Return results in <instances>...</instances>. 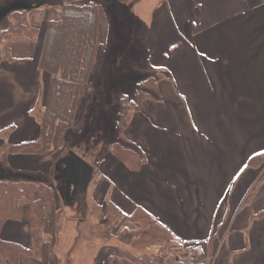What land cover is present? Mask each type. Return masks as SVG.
<instances>
[{"label": "crops", "instance_id": "obj_1", "mask_svg": "<svg viewBox=\"0 0 264 264\" xmlns=\"http://www.w3.org/2000/svg\"><path fill=\"white\" fill-rule=\"evenodd\" d=\"M141 1L126 2L133 22L129 30H138L136 24L145 21L142 43L149 69L162 71L157 72L160 78L152 93L129 113L123 131V141L143 160L134 168L106 152L99 164L91 165L97 181L88 184L85 200L101 206L103 213L109 203L119 209L120 216L108 227L109 239L124 229L138 230L139 224L130 218L143 210L184 245L202 246L203 255L195 258L189 253L187 262L181 256L180 264H264V161L248 164L264 155V129H259L264 128V40L256 48L264 21L241 41L234 34V50L221 27L264 10V0H163L155 12L154 0H148L147 16ZM81 2L63 0V5ZM33 4L34 0L26 2L29 8ZM92 5L97 35L89 78L100 48L113 42V18L107 15L104 0ZM61 7L42 6L32 13L33 36L7 32L2 37L11 59L0 62V144L39 136L34 112L44 106L49 73L38 67V61L47 24L61 16ZM86 90L82 85L76 109ZM101 102L103 109L114 107L106 99ZM77 126L74 123L70 130L75 132ZM64 144L63 136L55 135L43 154L3 153L0 169L46 183ZM64 187L65 182L56 190L57 200ZM29 221L24 201L21 220L7 222L2 236L29 247ZM117 247L102 244L91 264H137L119 256ZM18 264L40 263L22 254Z\"/></svg>", "mask_w": 264, "mask_h": 264}, {"label": "rangeland", "instance_id": "obj_2", "mask_svg": "<svg viewBox=\"0 0 264 264\" xmlns=\"http://www.w3.org/2000/svg\"><path fill=\"white\" fill-rule=\"evenodd\" d=\"M94 1L83 0L80 4H72L73 6L66 8L65 12L70 13L74 9L85 10ZM127 1L104 0L106 13L107 15L109 13L113 18H111L113 20V42L105 48L104 46L100 48L102 51L97 55L94 72L88 78L87 83L89 90L93 88V94L86 90L81 107L73 113L74 123H78L77 130L74 132L70 130L71 128L63 127L62 135L65 144L62 150L57 153V165L54 167L55 169L51 172V176L45 179L46 183H43L53 190L56 204L61 209V217L58 222L60 228L54 249L55 254L60 258L59 264H91L92 258L96 256L97 250L102 244L110 243L120 247L124 245L127 248L130 247V244L123 243L119 237L109 239V223L107 219L111 217L112 212H110L111 210H106L107 205L103 213L100 209L101 206L90 204L88 199L85 200L86 196L81 203L77 195L69 204L64 199L63 191L62 195L58 197V200L55 193L64 183L63 180H60L59 170L61 162L63 163L65 161L69 151L83 156L84 160L90 166L99 164L103 155L107 154L106 152H111L112 156L118 160L122 159L115 156L117 155L119 157V152L116 149H120L119 151H121L125 147L127 149L130 147L117 134V112L118 114L122 113L121 111H124L122 110V105L126 104L125 119H127L129 113L136 109V105L133 102L137 101V93L142 90L152 93V86L148 83L146 84V79L152 75L156 78V73L162 72L161 69H154V72H152L147 63L146 48L144 43H142L144 34V30L142 29L143 26L145 27V21L142 20V26L138 23L136 24L138 30H129L133 22L130 18V11H128L126 6ZM26 2L27 0H0V31L5 30L4 28L8 27L9 24L14 26L17 23L9 12L19 13V15L25 17L26 22L31 24L30 17L32 13L28 14L30 8L26 6ZM161 2L163 0H154V12L158 8L157 3ZM147 4L148 0L141 1L143 15H146ZM88 19L87 16L85 18L76 17L73 23L74 25H72V30L68 32V35H71L70 37L72 38V41H70L71 46L77 47L80 51H85V45L83 43H77L75 38L79 37V35H87V29L83 25L88 23ZM127 34H131V37H127L128 39H126ZM61 40L62 38L53 41L52 47H48L50 42L48 36L45 44V52L47 49L48 56L54 55L53 58L60 57L58 51L61 50V47L59 46L64 47V44L60 42ZM88 53L86 49V57L89 55ZM86 64L87 60L83 67V72L86 70ZM53 71L56 72V69ZM98 96L106 99L114 107L103 109L102 99L100 100ZM59 99V96L54 95L51 97V102L56 103ZM34 113L37 115L38 112L35 111ZM96 113L110 118L101 120L100 116L98 118ZM2 177L37 179L33 176L10 174L0 169V178ZM96 179L97 177L94 172L88 184L90 183L91 185ZM90 187L89 191L91 190ZM44 237L47 238L46 235ZM178 241H171L170 243L163 242L150 247L146 252L148 254L154 253L165 258L172 256H178L180 258H182L181 256L183 258L189 257L190 250L182 246L181 241ZM184 253L185 255H183Z\"/></svg>", "mask_w": 264, "mask_h": 264}, {"label": "trees", "instance_id": "obj_3", "mask_svg": "<svg viewBox=\"0 0 264 264\" xmlns=\"http://www.w3.org/2000/svg\"><path fill=\"white\" fill-rule=\"evenodd\" d=\"M73 6L72 4H64L61 7V16L48 22L43 46L38 61V67L49 73V79L46 84L45 100L42 109H39L37 118L39 121V136L36 140L23 143H2L0 144V156L3 153L10 154H43L50 150L52 139L55 135L63 136V127L71 128L74 124V112L79 95V90L82 85L88 88V78L92 58L96 45L97 35V12L95 5H89V8L79 9L66 13L65 9ZM41 8V7H39ZM39 8L32 6L28 14L37 11ZM17 21L15 26L10 24L5 30L0 31V62L10 60V50L3 43L2 37L5 33L11 32L16 35H25L31 37L36 30L29 22L25 21V17L19 13L9 12ZM26 14V11H25ZM24 14V15H25ZM89 18L88 23L84 24L87 29L86 36L76 37L77 43L85 45V51H80L77 47L71 46L72 38L68 35L74 25L76 17ZM81 30V28H80ZM49 36L50 42L48 47H52L53 41L59 40L64 44L61 50L58 51L60 57L48 56V50L45 52L46 40ZM63 47V48H62ZM89 51V55L86 57ZM49 54V53H48ZM86 70L83 72V67L86 63ZM56 69V72L53 70ZM159 74V73H158ZM156 73L146 79V84L155 85L160 78ZM144 83V82H143ZM150 92L146 90L139 91L136 95V100L133 103L138 107L141 99L149 96ZM59 96L58 102H51L52 96ZM132 101V100H131ZM131 103V102H130ZM127 106L122 105V113L117 112V134L124 139L123 131L127 125L128 118L125 119ZM119 147V146H118ZM117 148V147H116ZM119 152V157L115 155L125 164L138 167L142 163V158L139 154L125 147L116 149ZM115 150V151H116ZM138 154V155H137ZM264 161V155H257L249 159V165H260ZM35 192H41V198H34ZM28 202L29 205V234L30 246L26 247L22 244L5 239L2 236V230L5 224L9 221H20L22 216L23 202ZM112 212L108 218L109 225L111 222L120 216L119 209L113 204H107V209ZM109 214V213H108ZM61 217V209L55 201L53 190L44 185L42 182L22 178H0V264H18L20 255L24 254L37 259L40 264H58V258L55 254V241L58 236V222ZM139 224L138 230L124 229L117 237L130 247L121 246L117 248L119 256L129 259L137 264H180V257L172 256L164 259L162 256L148 254L146 251L155 245L161 243H170L178 240L172 236L163 226L156 222L149 214L143 210L136 211L130 218ZM108 225V226H109ZM47 236L45 238L44 236ZM211 241H208V248L211 246ZM179 242V241H178ZM145 251V252H144ZM209 252V251H208ZM178 259L176 260V258ZM190 260L186 257L184 261Z\"/></svg>", "mask_w": 264, "mask_h": 264}, {"label": "water", "instance_id": "obj_4", "mask_svg": "<svg viewBox=\"0 0 264 264\" xmlns=\"http://www.w3.org/2000/svg\"><path fill=\"white\" fill-rule=\"evenodd\" d=\"M63 0H34V7H61ZM64 179L63 190L64 199L71 203L75 196L79 194V201L82 203L86 196V187L92 176L93 168L83 158L73 151L68 152V156L63 162L60 170Z\"/></svg>", "mask_w": 264, "mask_h": 264}, {"label": "bare ground", "instance_id": "obj_5", "mask_svg": "<svg viewBox=\"0 0 264 264\" xmlns=\"http://www.w3.org/2000/svg\"><path fill=\"white\" fill-rule=\"evenodd\" d=\"M264 21V10L259 12H254L252 14H246L244 16L238 17L236 19H233L231 21L226 22L221 27L223 28L224 34L228 39V42L230 44V48L232 50L236 49L235 45L232 43V36L234 34L237 35V39L239 41L245 39L246 37H250L252 32L251 29H258L262 28V22ZM264 40V32L262 35V38L256 43V48L261 42ZM234 57L237 56V52H235ZM259 129H264L263 126H259Z\"/></svg>", "mask_w": 264, "mask_h": 264}, {"label": "built area", "instance_id": "obj_6", "mask_svg": "<svg viewBox=\"0 0 264 264\" xmlns=\"http://www.w3.org/2000/svg\"><path fill=\"white\" fill-rule=\"evenodd\" d=\"M190 250V253L194 255V257H199L200 255H203L204 250L202 249V246L200 244L193 245L192 247L188 248Z\"/></svg>", "mask_w": 264, "mask_h": 264}]
</instances>
